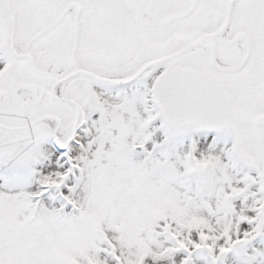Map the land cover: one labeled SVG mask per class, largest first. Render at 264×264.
Returning <instances> with one entry per match:
<instances>
[{
    "label": "snow or ice",
    "instance_id": "1",
    "mask_svg": "<svg viewBox=\"0 0 264 264\" xmlns=\"http://www.w3.org/2000/svg\"><path fill=\"white\" fill-rule=\"evenodd\" d=\"M0 264H264V0H0Z\"/></svg>",
    "mask_w": 264,
    "mask_h": 264
}]
</instances>
